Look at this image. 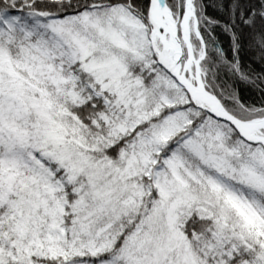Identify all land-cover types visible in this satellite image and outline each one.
<instances>
[{
	"label": "snow or ice",
	"instance_id": "snow-or-ice-1",
	"mask_svg": "<svg viewBox=\"0 0 264 264\" xmlns=\"http://www.w3.org/2000/svg\"><path fill=\"white\" fill-rule=\"evenodd\" d=\"M0 264H264V0H0Z\"/></svg>",
	"mask_w": 264,
	"mask_h": 264
}]
</instances>
